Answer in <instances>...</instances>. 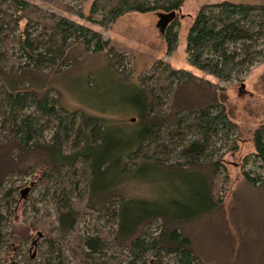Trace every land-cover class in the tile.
<instances>
[{
	"label": "trees",
	"instance_id": "16d2710c",
	"mask_svg": "<svg viewBox=\"0 0 264 264\" xmlns=\"http://www.w3.org/2000/svg\"><path fill=\"white\" fill-rule=\"evenodd\" d=\"M42 1L69 16L30 0H0V264L7 262L1 254L10 243L6 212L20 191L8 183L14 177L37 178L53 206L31 227L35 249L26 264H216L203 252L209 233L208 252L215 246L224 251L223 264H241L231 238L219 241L221 227L194 236L200 249L190 232L198 233L222 206L226 179L217 139L238 127L219 82L264 57V2L226 0L196 14L187 60L217 82L163 60L134 82L124 53L95 27L108 30L128 14L175 12L177 18L185 0H94L88 12L66 0ZM163 35L171 56L179 42L177 19ZM98 57L106 66L81 91L86 97L104 85L107 97L88 102L103 113L125 109L134 116L130 127L68 110L49 87ZM252 140L254 157L264 164V123ZM244 178L264 187V178L247 172ZM133 182L148 185L154 196L130 194ZM245 253L257 259L256 252Z\"/></svg>",
	"mask_w": 264,
	"mask_h": 264
},
{
	"label": "rangeland",
	"instance_id": "374dc122",
	"mask_svg": "<svg viewBox=\"0 0 264 264\" xmlns=\"http://www.w3.org/2000/svg\"><path fill=\"white\" fill-rule=\"evenodd\" d=\"M30 1L50 13L69 16L60 10L56 4H45L42 0ZM93 1L66 0L65 3L88 12ZM221 1L226 0H185L177 18H174L178 22L179 42L176 52L171 56L166 54L164 30L157 14H128L119 19L108 30L97 27L95 29L100 30L105 39H110L116 48L124 53L127 58L126 68H130L134 72L131 79L134 82L137 81L139 75L160 60L168 62L175 69H186L196 76L217 82L189 65L186 54V38L188 30L201 7L207 4H217ZM227 1L236 3L264 2V0ZM98 19L100 18L98 17ZM80 22L86 24L84 20ZM262 48H264V43H262ZM106 62L105 57L89 60L81 71H77L66 80L52 81L49 87L56 91L53 93L57 94L56 96L60 94L62 103L68 110L103 116L111 125L122 126L123 128L130 127L134 123L132 121L134 116L125 109L109 110L103 113L97 110L98 108L94 104L88 102V99L92 97L95 100L97 96L105 95L107 97L108 89L104 85L95 89L92 94H86L87 98L84 96L85 92L81 91L86 88L85 85L90 87L93 81L97 80V75L104 70ZM76 78L81 81L79 84L82 85L78 84ZM219 84L226 89L228 107L238 130L230 134L228 138L223 135L217 139L215 153L223 161L226 179L224 188L219 192L223 198L219 214L216 213L211 219H207V223L201 230L197 231L198 233L191 230L190 233L195 240V247L200 249L199 246L202 243L197 241L196 237L199 235V237L204 238L205 234L203 236L202 233L206 227H210V230L214 226L221 227L223 233L219 231L221 238L219 241L228 242V239L223 237L225 234L231 238L232 243L236 245V254L238 253V257L240 255L238 261L242 262L241 264H264V241L261 233V230L264 229V187H253L244 178L245 172L255 178H264V164L255 159L252 140L254 130L264 123V57L257 59L254 65L244 73L234 76L229 81L219 82ZM106 97H103L102 100L105 99L104 102L108 103L110 100ZM1 114L2 110L0 109V116ZM8 183H14L16 187L20 188V191L15 195L11 211L6 212L5 230L10 237V243L1 256L6 259L5 264H26L27 258L32 256L31 254L35 249L32 245L34 240L31 236L33 234L31 227L37 225L46 216L47 211L53 213V206L48 202L46 190L37 178L14 177ZM130 188V194L139 197L147 198L154 194L153 190L146 184L133 182ZM21 190L27 191L21 195ZM84 229L88 230V226L85 225ZM209 235L210 233L207 234L206 241L205 239L201 241H205L204 244L208 243L204 245L203 252L209 261L223 264L224 259L220 253H224V251H218L215 246L213 251L208 252L207 250L212 244L208 241L210 240ZM17 240L18 243L15 242ZM20 242L22 246H19ZM225 244L227 243L225 242ZM244 250L256 252L257 259H249Z\"/></svg>",
	"mask_w": 264,
	"mask_h": 264
},
{
	"label": "water",
	"instance_id": "95a60500",
	"mask_svg": "<svg viewBox=\"0 0 264 264\" xmlns=\"http://www.w3.org/2000/svg\"><path fill=\"white\" fill-rule=\"evenodd\" d=\"M158 17L161 19V25L163 27V30L165 29V27L172 21L174 20V18H176V13L173 12L170 15L167 16H162V15H158ZM27 191V190H26Z\"/></svg>",
	"mask_w": 264,
	"mask_h": 264
}]
</instances>
